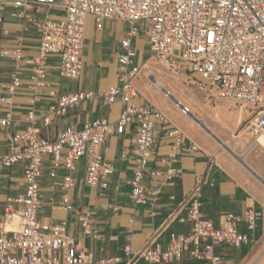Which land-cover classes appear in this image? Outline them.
<instances>
[{
    "label": "built area",
    "instance_id": "built-area-1",
    "mask_svg": "<svg viewBox=\"0 0 264 264\" xmlns=\"http://www.w3.org/2000/svg\"><path fill=\"white\" fill-rule=\"evenodd\" d=\"M41 12L45 17L37 22L36 16ZM53 12L58 16H50ZM88 17L93 18L98 31L106 21L126 25L120 41L122 52L117 55L119 84L99 94L108 105L119 100L123 109L115 126L108 118L100 117L84 121L80 129L67 126L54 139H47L36 126L33 107L39 99L38 92L49 87L45 60L49 55H56L59 77L78 80L83 67ZM10 21L18 23L21 33L28 32L32 25L38 47L36 54L28 59L23 55L21 35L13 38L11 46H0V60L11 61L13 65L6 92L12 96L22 87L20 73L26 64L31 70L25 88L33 93L22 129L12 116L10 98L0 99L6 106L4 115L0 116V131L8 137V150L0 153V188L3 172L20 164L24 182L22 193L4 197L0 217V264H133L137 260L144 264H166L171 258L180 259L190 249L202 264H220L222 259L214 252L216 246L228 244L238 249L249 242L248 235L240 232L237 225L243 222L246 231L253 233L262 213L251 206L243 215L226 214L222 225L215 226L201 209L203 185L213 186L206 177H199L195 182L184 207L185 216L179 219L191 223L190 230L170 232L165 248L155 244L135 252L131 249V237L127 236L123 247L125 259L87 258L86 250L78 247L69 235L65 221L58 224L40 221L38 211L46 157L52 185L62 191L61 208L65 212L74 211L70 191L74 187L72 174L78 162L86 157L84 183L88 187L107 189L113 168L101 148L111 133L122 134L129 126L136 129V159L129 180L130 199L135 206L148 204L146 180L151 182V195L157 196L163 184L181 177L178 151L185 144L184 133L178 128H166L170 125L169 118L156 104L138 102L142 94L135 80L142 66L135 63L137 50L132 40L140 31L144 32L155 63L176 75H197L215 91L218 99L245 110L246 129L255 144L262 148L259 139L264 138V0H0V26ZM2 33L4 37L8 35L4 30ZM148 76L156 78L152 74ZM163 95L172 97L168 92ZM94 98L91 91L63 94L40 114L39 120L45 127L50 126ZM173 99L181 115L192 116L189 107ZM163 128L172 139L167 156L158 162L164 169L153 168L147 174L156 149V131ZM59 169L65 171L60 180L57 179ZM176 213H170L163 226L172 222ZM76 214L84 234L98 239L90 215L82 211Z\"/></svg>",
    "mask_w": 264,
    "mask_h": 264
},
{
    "label": "crops",
    "instance_id": "crops-1",
    "mask_svg": "<svg viewBox=\"0 0 264 264\" xmlns=\"http://www.w3.org/2000/svg\"><path fill=\"white\" fill-rule=\"evenodd\" d=\"M50 16L57 17L58 13L53 12ZM29 27L28 32L21 33L18 23L6 22L0 26V46H11L13 38L21 35L23 37V55L28 59L33 57L36 54L38 41L34 27L32 25ZM3 30L8 33L6 37L3 36ZM111 30L117 33L113 43H110L107 34ZM125 31L126 25L123 22L106 21L103 29L98 31L95 29L93 18L88 17L86 19L82 51L83 67L78 80L59 77L58 57L49 55L46 58L45 67L49 87L38 92L39 99L33 105L37 118L36 126L41 136L54 139L67 126L80 129L84 121L100 117L108 118L115 126L123 109V104L117 100L108 105L99 94L110 86L119 84L117 55L122 52L120 41L124 38ZM138 37L132 40L133 46L137 50L135 63L142 66L143 71L154 61H151V59L153 60L151 55L138 49L137 46L140 43ZM146 50L149 52L148 47ZM30 70V65L24 64L22 66L20 76L23 85L16 94L10 96L5 88L10 83L13 65L11 61L0 60V99L3 97L10 98L12 116L20 122L19 129L26 125V113L31 107L29 102L33 93L25 88ZM137 85L142 90L147 89L140 84ZM77 91H91L95 94V98L81 103L65 117L45 127L39 120L40 114L55 104L59 96ZM146 101L149 99L142 94L138 100L139 104ZM5 110L6 106L0 102V116L4 115ZM190 120L191 123L177 124L169 119L170 125L166 128H178L185 135V144L178 151V165L182 169V175L179 179L163 184L157 196L151 195L152 185L149 180H146L148 187V204L146 206H135L130 199L129 180L136 159L135 126L125 128L122 134L111 133L101 148L105 160L113 168L107 189L88 187L84 183L86 157L78 162L76 170L72 174L74 187L70 191L74 211L65 212L61 208L59 196L62 191L58 186L52 185L53 182L48 176L49 158H46L44 173L40 180L39 220L51 224L65 221L69 235L78 247L86 250L87 258L98 259L104 256L125 259L123 247L126 244L127 236L131 237V249L135 252L155 244L165 248L170 232H187L190 230L191 223L180 222L179 219L185 216L184 207L187 198L199 177H206L213 182L212 187L208 185L202 187L201 209L215 226H221L224 216L228 213L243 215L246 209L251 206L259 211L258 205H255L247 188L235 179L227 168L222 167L213 159L206 148L208 145L207 138L197 129L191 118ZM165 131V128L156 131V149L146 169L147 174L153 168L164 169L158 162L167 156L169 145L172 142V139L166 136ZM193 146L196 149H193ZM7 150L8 137L6 133L0 131V153H5ZM20 165L3 172L0 188V217L5 195H16L24 191L22 165ZM64 175L63 169L57 171L58 180ZM76 211L87 212L90 215L91 226L98 231V239L93 240L84 234L78 224ZM175 211L177 213L172 222L163 226L166 217ZM151 213L154 215L152 216ZM237 228L240 232L248 235L249 242L238 249L228 244L216 246L214 252L221 257L220 264H260L264 262V252L260 245L262 234L259 223L253 233L246 231L243 222L238 223ZM133 264H144V262L137 260ZM166 264L202 263L196 260L193 249H190L180 259L171 258Z\"/></svg>",
    "mask_w": 264,
    "mask_h": 264
},
{
    "label": "rangeland",
    "instance_id": "rangeland-1",
    "mask_svg": "<svg viewBox=\"0 0 264 264\" xmlns=\"http://www.w3.org/2000/svg\"><path fill=\"white\" fill-rule=\"evenodd\" d=\"M44 17L45 13L41 12L37 14L36 21L41 22ZM107 34L110 43H113L117 33L111 30ZM138 39L140 40L138 49L151 55L146 50L147 41L143 31H140ZM151 61L154 60L151 59ZM144 73L154 75L163 86L172 92L174 98L190 108L192 116L181 115L173 105L174 99L164 97L165 92L155 87L151 77ZM135 84L146 87L147 89L142 90L137 85L138 90L175 123L185 124L190 122L191 118L197 129L207 138L206 148L213 159L222 167L227 168L231 175L247 188L250 197L262 213L259 222L262 234L260 245L264 252V184L261 181L264 180V150L255 144L246 129V111L234 103L218 99L215 91L202 82L197 75H176L168 72L155 61L142 71L136 78ZM195 117L201 118L197 120L205 126V129L197 124ZM241 158L247 165L246 167L240 162Z\"/></svg>",
    "mask_w": 264,
    "mask_h": 264
},
{
    "label": "bare ground",
    "instance_id": "bare-ground-1",
    "mask_svg": "<svg viewBox=\"0 0 264 264\" xmlns=\"http://www.w3.org/2000/svg\"><path fill=\"white\" fill-rule=\"evenodd\" d=\"M145 75H149V74H148V73H145ZM151 79H152L153 84H154L155 87H157L158 89L162 90V91L165 92V93H166V92L170 93V95L174 98L172 92L169 91L165 86H163V85L161 84V82H160L157 78H154V77L152 76ZM196 121H197V124H198V125H200L202 128H205V126H204L201 122H199V121L197 120V118H196ZM212 134H213V133H212ZM259 144L262 145V148H263V150H264V138H260V139H259ZM239 160H240V162H242V164H243L245 167L247 166V165L245 164L243 158H241V159H239ZM260 180H261V179H260ZM261 181H262V183L264 184V180H261Z\"/></svg>",
    "mask_w": 264,
    "mask_h": 264
},
{
    "label": "water",
    "instance_id": "water-1",
    "mask_svg": "<svg viewBox=\"0 0 264 264\" xmlns=\"http://www.w3.org/2000/svg\"><path fill=\"white\" fill-rule=\"evenodd\" d=\"M202 129H205V128H202Z\"/></svg>",
    "mask_w": 264,
    "mask_h": 264
}]
</instances>
